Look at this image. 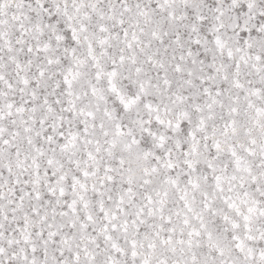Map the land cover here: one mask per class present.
<instances>
[{
  "label": "snow or ice",
  "instance_id": "obj_1",
  "mask_svg": "<svg viewBox=\"0 0 264 264\" xmlns=\"http://www.w3.org/2000/svg\"><path fill=\"white\" fill-rule=\"evenodd\" d=\"M0 264H264V0H0Z\"/></svg>",
  "mask_w": 264,
  "mask_h": 264
}]
</instances>
